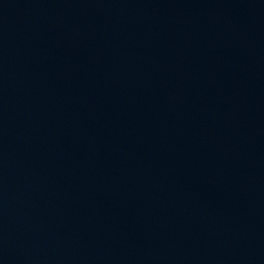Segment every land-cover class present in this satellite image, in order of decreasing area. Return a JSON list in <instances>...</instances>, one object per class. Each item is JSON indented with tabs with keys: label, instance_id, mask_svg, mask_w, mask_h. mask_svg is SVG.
Instances as JSON below:
<instances>
[{
	"label": "water",
	"instance_id": "water-1",
	"mask_svg": "<svg viewBox=\"0 0 264 264\" xmlns=\"http://www.w3.org/2000/svg\"><path fill=\"white\" fill-rule=\"evenodd\" d=\"M0 264H264V0H0Z\"/></svg>",
	"mask_w": 264,
	"mask_h": 264
}]
</instances>
